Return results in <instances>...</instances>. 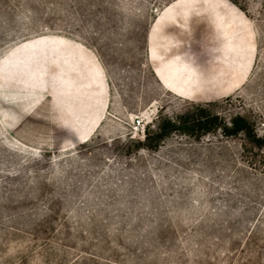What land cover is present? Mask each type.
Masks as SVG:
<instances>
[{"label":"rangeland","instance_id":"rangeland-1","mask_svg":"<svg viewBox=\"0 0 264 264\" xmlns=\"http://www.w3.org/2000/svg\"><path fill=\"white\" fill-rule=\"evenodd\" d=\"M209 102L264 138V0H0V264H264V146H136Z\"/></svg>","mask_w":264,"mask_h":264},{"label":"trees","instance_id":"trees-1","mask_svg":"<svg viewBox=\"0 0 264 264\" xmlns=\"http://www.w3.org/2000/svg\"><path fill=\"white\" fill-rule=\"evenodd\" d=\"M212 104L209 102L206 105H201L195 112L160 118L155 128L144 130V138L138 141L136 146L156 149L166 137L175 131L200 139L202 136L218 130L227 137L242 135L247 142L255 147L264 146V138L255 132L246 117L235 114L226 120L209 107Z\"/></svg>","mask_w":264,"mask_h":264},{"label":"built area","instance_id":"built-area-1","mask_svg":"<svg viewBox=\"0 0 264 264\" xmlns=\"http://www.w3.org/2000/svg\"><path fill=\"white\" fill-rule=\"evenodd\" d=\"M137 123L139 124V123H140V121H139V120H137Z\"/></svg>","mask_w":264,"mask_h":264},{"label":"bare ground","instance_id":"bare-ground-1","mask_svg":"<svg viewBox=\"0 0 264 264\" xmlns=\"http://www.w3.org/2000/svg\"><path fill=\"white\" fill-rule=\"evenodd\" d=\"M88 139H89V138H88ZM88 139H87V140H88Z\"/></svg>","mask_w":264,"mask_h":264}]
</instances>
